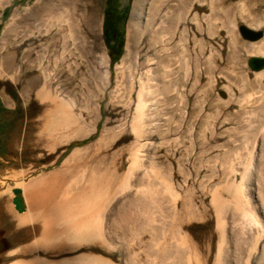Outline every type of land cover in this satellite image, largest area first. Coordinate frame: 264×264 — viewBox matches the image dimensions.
I'll return each mask as SVG.
<instances>
[{
    "label": "rangeland",
    "instance_id": "rangeland-1",
    "mask_svg": "<svg viewBox=\"0 0 264 264\" xmlns=\"http://www.w3.org/2000/svg\"><path fill=\"white\" fill-rule=\"evenodd\" d=\"M38 1L0 0V264H154L156 253L158 264H264V66L254 64L264 59V0H96L95 37L61 40L53 54L56 27L26 17ZM181 13L179 30L159 48L135 36L136 24ZM24 139H38V148L23 152ZM75 152L105 158L96 180L116 193L103 236L51 248L16 221L27 206L15 209L13 190L63 168ZM68 172L48 205L77 204L90 190L88 176L80 183ZM126 176L128 188L117 189ZM123 216L124 231L114 226Z\"/></svg>",
    "mask_w": 264,
    "mask_h": 264
},
{
    "label": "bare ground",
    "instance_id": "bare-ground-1",
    "mask_svg": "<svg viewBox=\"0 0 264 264\" xmlns=\"http://www.w3.org/2000/svg\"><path fill=\"white\" fill-rule=\"evenodd\" d=\"M98 12H99V9H98V4L96 0H39L37 3V6L30 13H26L27 15L26 17H33L34 15L37 14V16L43 17V20H45L48 26L54 25L56 27V33L54 36L58 37L59 40L58 42L54 40L56 43H53L51 45L52 47L51 53L52 52L56 53V50L59 47V42H61V40H63V43L65 40H68V42L67 41L65 42L68 45L70 41L74 42L75 44L84 35H85L84 38L85 37H89L90 39L94 38L95 33H96ZM183 20H184V17L182 13L179 14L177 18L171 23L166 22L165 18H163L161 19L159 24H156L155 18L153 17L149 19L144 26L136 24L137 27L135 30V36H137V38L139 37L138 38L139 41L147 39V43L151 47L155 48L156 46H158L159 43L162 42V39L166 36L168 31H170L171 33L177 32L179 30L177 23L178 21L181 22ZM137 23L139 22L137 21ZM183 25L184 26L182 28V31H180V35H181V38H183L184 42H186L187 36H188V24L187 25L183 24ZM82 27H84L85 31L82 30ZM202 27H200L199 30L203 37L204 30ZM45 41H48V39ZM202 41L204 42L203 39ZM60 44L62 45V43ZM101 64H103V62H101L100 65ZM96 74H99L98 70L96 71ZM144 107L145 105L142 101L141 93H138L137 103H136V115L133 120V132L137 137H140V134H141V122L143 119L142 113L144 111L143 110ZM38 143H39L38 139H24L23 143L21 144L23 147L22 149L24 150L23 152L33 153L35 149L38 148L39 146ZM75 155L78 156L77 152H75L73 156L69 159L68 164L66 163L67 166L65 165L63 168H60L54 171L52 174L37 177L35 180L27 183L26 185H24L25 184L24 183L23 191H21L20 197L22 199V206L23 208L27 206V210H26V213L20 216L18 219H16V221H18L20 224H28L32 226L33 230L39 232L40 235L42 234L40 238H37L38 236L36 238L39 239V241L41 239L42 242L47 241L46 242L47 244L44 243V245L46 246L48 245L51 248L53 246L51 242L54 240H60V243H61V241H64V240L73 241V239L77 238L81 242V240L84 241L86 240V238L88 240L92 236H93L92 238L94 237L98 238V237L103 236L101 235L102 224H103L102 220H104V218L102 219L103 211L107 207V205L110 203V201L112 200L113 198L112 196H114V193H116V189L115 191H111L107 188L106 184L102 187H99V183L96 180L98 177L97 176L98 174L96 175V172L99 171L98 170L99 168H106L105 170L108 169L105 158H101V159L96 158V159L89 160L86 158L76 157ZM110 164L112 165L113 169L115 170L118 169L117 168L118 164L115 163L114 161L110 162ZM137 164H138L137 151H134V153H132V161H131L130 170L134 168V166H136ZM69 170L73 173L76 172L75 174L76 176L77 174H79L78 176H80L79 178L80 183L84 181V180L82 181L83 176H88L89 178L87 180V183L90 185V190L85 191V193L81 192L79 194L78 198L76 199L77 204L74 203L75 201L74 200L71 203L61 202L60 204L58 202L57 204H54V205H48L47 203H49V201L54 199V197H56L57 194L59 193V186L62 183L64 176L67 174ZM118 188H128L127 176L126 178H124L123 182H121L117 186V189ZM64 197H63V200H66V197L65 198ZM124 217L125 216L122 217L120 222L118 221L117 225L114 224V226H116L117 228H121L123 231L126 227L125 225H127L126 223L128 220V218L126 220V218ZM24 226H27V225H24ZM30 230L32 229L30 228ZM76 231H78L77 235L75 234L77 237H75L72 234L73 232H76ZM59 244L58 245L55 244V248L61 249L63 248V245H65V243L62 246H60L61 244L60 245ZM159 259H160L159 253L154 254V258H153L154 264H158L157 262ZM20 261H23V260H20ZM45 261L47 263L46 262L42 263L39 260H35L30 264H111L104 260L101 261V259L100 260H97V259L60 260V262H56V261L50 262L49 261L50 263L47 260ZM136 261H138L137 256H136ZM22 263L20 262V264ZM10 264H19V263L16 262V263H10ZM136 264H139V263L136 262Z\"/></svg>",
    "mask_w": 264,
    "mask_h": 264
},
{
    "label": "water",
    "instance_id": "water-1",
    "mask_svg": "<svg viewBox=\"0 0 264 264\" xmlns=\"http://www.w3.org/2000/svg\"><path fill=\"white\" fill-rule=\"evenodd\" d=\"M251 36H253V38L259 37L258 34H251ZM254 64H255V68L258 69V68L264 66V59L255 60ZM13 193H14L15 197L12 199V204L15 206V209L17 211H22L24 208L22 206V199L20 197L21 190L20 189H14Z\"/></svg>",
    "mask_w": 264,
    "mask_h": 264
},
{
    "label": "flooded vegetation",
    "instance_id": "flooded-vegetation-1",
    "mask_svg": "<svg viewBox=\"0 0 264 264\" xmlns=\"http://www.w3.org/2000/svg\"><path fill=\"white\" fill-rule=\"evenodd\" d=\"M117 21L116 19H114L113 17H111V19L108 21V33L110 34V37H111V41L113 43H115L116 39H117V34L114 33L116 31V26H117ZM105 42L106 44L109 46V48L111 49L112 48V45H111V42H109L108 38L106 37L105 38Z\"/></svg>",
    "mask_w": 264,
    "mask_h": 264
}]
</instances>
